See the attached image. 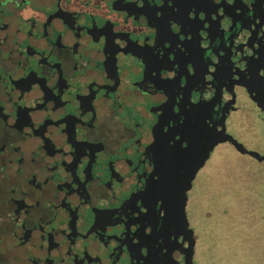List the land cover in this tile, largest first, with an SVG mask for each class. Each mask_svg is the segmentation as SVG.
<instances>
[{"label": "flooded vegetation", "instance_id": "1", "mask_svg": "<svg viewBox=\"0 0 264 264\" xmlns=\"http://www.w3.org/2000/svg\"><path fill=\"white\" fill-rule=\"evenodd\" d=\"M220 223L264 264V0H0V264H199Z\"/></svg>", "mask_w": 264, "mask_h": 264}, {"label": "rangeland", "instance_id": "2", "mask_svg": "<svg viewBox=\"0 0 264 264\" xmlns=\"http://www.w3.org/2000/svg\"><path fill=\"white\" fill-rule=\"evenodd\" d=\"M201 187V186H199ZM198 195L201 194V190L198 189ZM229 199H231V197H228V194H226V201H228ZM222 198H213L212 202L209 205L206 204H199V206L196 207V215L198 218H209V216H206L205 212H206V207H208V209H210L211 212V216L213 219L215 220H219L216 218H222L223 217V213H222ZM220 222V221H219ZM204 223H206V221H204ZM228 236L229 231L224 228L223 224H215L214 228H212L209 232V234L202 236L201 238V243L200 246H198V251H197V259H198V263L199 264H213V258L215 257L216 253L214 254V251L219 249L221 251L225 250L227 253L228 250V243H225V240L223 238V236L225 235ZM222 239V240H221ZM212 244L214 245L215 249H212ZM226 246V247H225ZM227 257V255L225 254V258ZM224 256H222V258L219 259L220 262H224L225 261ZM230 261L233 264V262L236 263V261H238L237 259H232L231 257ZM216 264V263H214Z\"/></svg>", "mask_w": 264, "mask_h": 264}, {"label": "water", "instance_id": "3", "mask_svg": "<svg viewBox=\"0 0 264 264\" xmlns=\"http://www.w3.org/2000/svg\"><path fill=\"white\" fill-rule=\"evenodd\" d=\"M194 171H195V169H194ZM194 171H193V172H194ZM193 172H192V174H193ZM192 174H191L190 176H192ZM164 177H165L164 175H161V176H160L161 179H163ZM188 183H189V182H188ZM187 187H188V184L186 185V187L183 188L184 200H185V190H186ZM183 204H184V201H183ZM183 210H184V205H182V211H183ZM183 217L185 218V215H184Z\"/></svg>", "mask_w": 264, "mask_h": 264}]
</instances>
